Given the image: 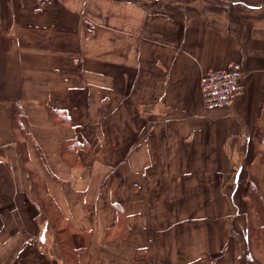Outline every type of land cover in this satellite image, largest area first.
<instances>
[{
  "label": "crops",
  "instance_id": "0c3cea01",
  "mask_svg": "<svg viewBox=\"0 0 264 264\" xmlns=\"http://www.w3.org/2000/svg\"><path fill=\"white\" fill-rule=\"evenodd\" d=\"M262 9L264 0H0V264H63L36 184L74 226L80 264H241L223 195L218 245L205 231L202 248L179 245L181 232L195 240L213 220L208 198L196 210L180 192L223 190L239 192L247 217L250 207L253 254L264 258ZM234 62L242 92L204 108L200 75ZM147 186L160 193L152 214Z\"/></svg>",
  "mask_w": 264,
  "mask_h": 264
},
{
  "label": "rangeland",
  "instance_id": "374dc122",
  "mask_svg": "<svg viewBox=\"0 0 264 264\" xmlns=\"http://www.w3.org/2000/svg\"><path fill=\"white\" fill-rule=\"evenodd\" d=\"M263 14H264V9H262L259 13L257 12V16L259 18L262 17ZM36 186L39 187L38 191L40 193L42 192V196L40 199L42 200V198H44V199L49 200V198H47V196L49 194H48V192H46L45 185L44 184H36ZM150 187L151 186H147V189L145 190V195L147 197L148 204H149V202H151V205H148L147 208L149 209V211L152 214L153 212H155L156 210H159V208H160V207H156V205L158 204L156 199L159 198L160 193L158 191H156L154 189V187L152 189ZM167 193L171 194L170 191H167ZM202 193H204V192H202ZM221 193L213 191V192H210V194H208V195H210V197H208V196L203 197V194L199 195V192H197V191H195V192H180V199L183 200L182 202H184L185 200H188V199L190 202H193V200L196 201L195 202L197 204L196 210L202 209L199 206V202L200 203L203 202L205 204V199L207 200V198H208V202H210V207L205 206V209L206 210L210 209L212 211V214H213V217H212L213 220H212L210 227L203 228L202 226H200L199 228H197V235H196L195 240H194V238L190 239L189 237H187L186 231H185L186 232L185 235H183L182 234L183 232H181V235L179 238L180 248L186 249L189 247V245H193V242L195 243V245H194L195 249H198L200 247L202 248L206 243V241H204L205 240V238H204L205 232H211V234H212L211 236H213V239H211L212 245L213 246L218 245L219 236H217V235L221 231V229H223L224 225L226 224V223L221 224L220 221L218 220V216L216 215V214H220V210H221V208H223L220 204L221 199H222L221 195H223L224 198H226L228 203H229L230 207H228V208L230 209L229 211H231V215L236 213L235 215H233V217H231V218L229 217L227 219V221L229 222V224H228V222H227V224L230 227L229 232L231 234H233L234 231H240V232H236V235H237L236 238H237L239 246H240L241 264H264V258L262 256H258L257 252H256V254L255 253L253 254V249L258 247L257 235H256L255 230H254V227L257 224L250 221V216H251L250 207H247V212L250 213L247 217V216H245L244 213L240 212L241 209H243V208H239L236 206V204H237L236 195L239 194V192H235V191L231 192L229 190H223V191H221ZM240 193L242 194V192H240ZM253 193L254 192L245 191V192H243V195H246V194L252 195ZM125 195L127 197H129V192H126ZM131 195L134 196L135 195L134 192L133 193L131 192ZM137 195H139V194H137ZM206 205H207V202H206ZM116 208H117V217L119 219L123 218V220H124L126 212L123 211L117 203H116ZM181 210H184V208L181 207L180 211ZM224 210H225V208H224ZM42 211H43V209H42ZM244 212H246V210H244ZM42 214H43V216H45L44 211ZM179 214L182 215V213H179ZM229 216H230V212H229ZM216 217H217V219H216ZM46 221H47V224H49V220L47 218H46ZM118 222H119V220H118ZM120 227H122V231L125 230V225H123V223L119 222L116 230H119ZM47 228H48V230H50L49 226ZM123 228H124V230H123ZM49 232L52 233V229ZM52 237H53V239L50 236L47 238V240H46L47 243L50 242V238L52 239V241L55 242V238H54L53 233H52ZM56 250L59 253L58 246H57Z\"/></svg>",
  "mask_w": 264,
  "mask_h": 264
},
{
  "label": "trees",
  "instance_id": "16d2710c",
  "mask_svg": "<svg viewBox=\"0 0 264 264\" xmlns=\"http://www.w3.org/2000/svg\"><path fill=\"white\" fill-rule=\"evenodd\" d=\"M48 113L54 119H58L60 121L68 120L67 114L62 110L48 109ZM22 117V109L19 107L18 103L15 102L11 113L13 125H18L20 123L19 120ZM69 142L70 140L67 142V145H69ZM62 155L66 160L71 159L70 157L64 155V146L62 149ZM47 198H49V200L42 198L41 206L46 218L49 220V228L50 230L52 229L56 248L58 246L60 260L63 264H80L78 257L79 250L74 246L72 239V234L75 230L74 226L72 225L71 221L63 215L54 198L50 194L47 196ZM117 220H119L120 223H123V225H126L125 219L123 220V218H117Z\"/></svg>",
  "mask_w": 264,
  "mask_h": 264
},
{
  "label": "built area",
  "instance_id": "2783aa9c",
  "mask_svg": "<svg viewBox=\"0 0 264 264\" xmlns=\"http://www.w3.org/2000/svg\"><path fill=\"white\" fill-rule=\"evenodd\" d=\"M243 71L239 62L228 68L208 69L200 75L202 104L206 109H220L231 105L244 88Z\"/></svg>",
  "mask_w": 264,
  "mask_h": 264
}]
</instances>
